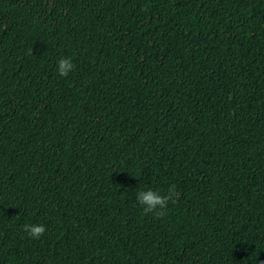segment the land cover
<instances>
[{
	"label": "trees",
	"instance_id": "1",
	"mask_svg": "<svg viewBox=\"0 0 264 264\" xmlns=\"http://www.w3.org/2000/svg\"><path fill=\"white\" fill-rule=\"evenodd\" d=\"M261 261L264 0H0V264Z\"/></svg>",
	"mask_w": 264,
	"mask_h": 264
},
{
	"label": "clouds",
	"instance_id": "2",
	"mask_svg": "<svg viewBox=\"0 0 264 264\" xmlns=\"http://www.w3.org/2000/svg\"><path fill=\"white\" fill-rule=\"evenodd\" d=\"M73 69L74 64L71 58L60 57L57 60L56 71L61 77H67ZM177 196L178 193L175 190V185H173L169 188L167 194H161L151 188L141 190L136 194V200L142 206L145 214L152 213L155 217L162 218L166 214L165 210L169 202L174 203ZM23 229L32 239H39L46 231L43 224L27 223L23 226ZM260 264H264V261H261Z\"/></svg>",
	"mask_w": 264,
	"mask_h": 264
}]
</instances>
